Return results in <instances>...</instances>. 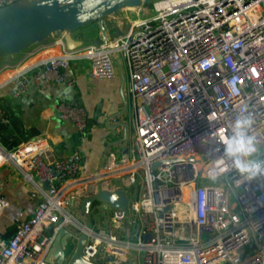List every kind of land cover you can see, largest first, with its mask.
<instances>
[{"label":"built area","instance_id":"obj_1","mask_svg":"<svg viewBox=\"0 0 264 264\" xmlns=\"http://www.w3.org/2000/svg\"><path fill=\"white\" fill-rule=\"evenodd\" d=\"M18 1L0 0V9ZM151 3L155 15L132 20L127 33L67 51L17 78L20 96L31 82L63 83L61 70L86 59L93 79L112 80L116 55L126 57L136 125L129 181L136 184L141 173L142 191L130 204L131 221L104 203L112 209L109 228L94 225L82 256L95 264H264V178L238 185L240 177L229 172L209 179L221 138L245 104L255 114L254 134L264 138V0ZM59 119L81 133L88 128L87 110L78 104H60ZM47 150L45 138L14 150L0 143V167L12 163L28 183L48 184L33 216L11 239L0 238V264H52L47 260L58 234L86 230L69 210L76 198L67 195L82 157L50 164ZM126 163L112 155L85 181L86 191ZM8 207L0 196V218ZM133 213L143 223L134 233L123 229L127 220L135 224Z\"/></svg>","mask_w":264,"mask_h":264},{"label":"crops","instance_id":"obj_2","mask_svg":"<svg viewBox=\"0 0 264 264\" xmlns=\"http://www.w3.org/2000/svg\"><path fill=\"white\" fill-rule=\"evenodd\" d=\"M132 11H121L107 18L104 21L106 34L95 23L75 32L55 35L47 43L35 45L20 54L0 58V85H3L0 89L1 145L7 150H14L27 141L45 138L48 149L45 160L50 164L75 154L80 155L82 161L78 178L72 181L67 195L76 198L69 210L84 224H87V218L82 213L81 204L91 196L86 191L85 181L101 171L108 149L106 162L112 155L116 160L127 162L119 173L109 179L117 182L114 190L122 188L129 196V190L135 187L138 178L142 180L141 173H137L136 184L129 181L136 125L135 100L130 90L126 57L123 53L116 55L118 73L112 80L93 79L89 62L79 59L71 61L61 70L64 79L61 84L31 82L28 90L20 96H16L14 90L22 70L31 68L36 71L42 63L63 57L67 51L97 46L106 37L112 39L127 33L131 28L130 22L145 13L144 8ZM71 81H74V85H70ZM60 104L85 107L88 113V128L85 132H79L71 123L60 121ZM43 190H46L45 185L28 183L14 164L0 167V196L9 202V207L0 218V238L11 239L17 227L33 216L43 198ZM141 191L142 181L140 190L133 191L134 201L139 200ZM95 226V230L109 228V225L106 228L101 224ZM142 227L143 224L135 232Z\"/></svg>","mask_w":264,"mask_h":264},{"label":"water","instance_id":"obj_3","mask_svg":"<svg viewBox=\"0 0 264 264\" xmlns=\"http://www.w3.org/2000/svg\"><path fill=\"white\" fill-rule=\"evenodd\" d=\"M152 1L155 0H19L0 9V58L20 54L35 45L47 43L55 35L75 32L95 23L106 34L104 21L107 18L125 9L147 6ZM68 41L71 43V38ZM36 141L37 139L26 143ZM108 151L109 149L101 168L105 165ZM98 186L97 193L81 204L82 213L87 218L86 230L80 235H74L67 229L60 232L48 257L49 263L95 264L82 256V251L88 244V232L94 228L92 206L95 202L107 203L115 210L124 211L131 221L128 192L122 188L105 190L101 183ZM45 188H48V184H45ZM145 238L150 239L149 236ZM61 239H64V243L58 245ZM70 240L74 242V249L67 255L65 252ZM58 257L60 258L57 259ZM127 264H136V260H130Z\"/></svg>","mask_w":264,"mask_h":264},{"label":"clouds","instance_id":"obj_4","mask_svg":"<svg viewBox=\"0 0 264 264\" xmlns=\"http://www.w3.org/2000/svg\"><path fill=\"white\" fill-rule=\"evenodd\" d=\"M255 124V114L245 104L235 115L227 134L221 138L222 153L209 172L210 180L220 181L227 178L229 172L240 177L238 185L264 178V138L254 134Z\"/></svg>","mask_w":264,"mask_h":264},{"label":"rangeland","instance_id":"obj_5","mask_svg":"<svg viewBox=\"0 0 264 264\" xmlns=\"http://www.w3.org/2000/svg\"><path fill=\"white\" fill-rule=\"evenodd\" d=\"M151 4L144 8L145 13H144V15H142V17H140L141 19L152 17V16L155 15V10L152 8ZM125 10H127V12H129L132 9H125ZM125 10H123V11H125ZM137 10L138 9H136V10L133 9L132 12H136ZM141 181L142 180L140 178H138V182L135 185V187L133 186V188H130L129 197L131 199H133V191L134 190H137V191L140 190ZM115 184H117L116 181L108 180V181H105V182L102 183V188L105 189V190H114ZM98 188H99L98 184L90 186V193L89 194L90 195H95L97 193V191H98ZM134 200L135 199L131 200V202H135ZM108 206H110V205L108 204ZM72 213H74V212L72 211ZM92 216H93L94 225L101 224L102 227L106 228L110 224V218L112 216V209H110L109 207H107V209H106L104 203L95 202L93 204V206H92ZM140 217H141L140 215L138 216L135 213H133V218L135 220V224L130 225V223L127 220L125 222V228H123V229L126 230V228L127 229L129 228L131 231L135 232L138 229V226L143 224ZM95 228H96V226H95ZM73 249H74V242L72 240H70L68 245H67V252H66L67 255H69V252L72 251ZM250 253H252V252H250Z\"/></svg>","mask_w":264,"mask_h":264},{"label":"bare ground","instance_id":"obj_6","mask_svg":"<svg viewBox=\"0 0 264 264\" xmlns=\"http://www.w3.org/2000/svg\"><path fill=\"white\" fill-rule=\"evenodd\" d=\"M129 9H135L136 10V8H129ZM139 9V8H138ZM63 243H64V239H61L60 241H59V244L58 245H63ZM67 244H68V242H67ZM62 249V248H61ZM61 252V250L60 251H58V253H60ZM66 252H67V249H66ZM65 252V253H66ZM60 257H58L57 259H59Z\"/></svg>","mask_w":264,"mask_h":264},{"label":"trees","instance_id":"obj_7","mask_svg":"<svg viewBox=\"0 0 264 264\" xmlns=\"http://www.w3.org/2000/svg\"><path fill=\"white\" fill-rule=\"evenodd\" d=\"M16 232H17V229H16L15 233L13 234V236L16 234ZM13 236H12V237H13ZM12 237H11V238H12Z\"/></svg>","mask_w":264,"mask_h":264}]
</instances>
